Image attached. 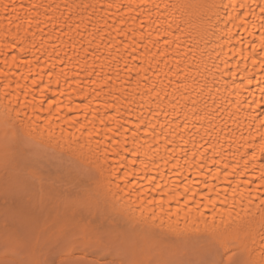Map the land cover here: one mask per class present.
<instances>
[{
	"label": "snow or ice",
	"instance_id": "snow-or-ice-1",
	"mask_svg": "<svg viewBox=\"0 0 264 264\" xmlns=\"http://www.w3.org/2000/svg\"><path fill=\"white\" fill-rule=\"evenodd\" d=\"M42 7L58 39L80 37L85 61L100 59L97 39H115L113 31L122 37L119 47L110 45L111 59L124 60L129 80L123 83L134 80L135 87H118L95 63L69 75L71 56L65 61L55 45L48 52L43 38L35 43L38 32L47 35ZM60 9L56 3L0 0V151L5 167L22 164L41 183L47 165L56 167L53 183H74L87 160L91 194L63 206L89 214L65 217L38 234L6 229L0 264H264V0H73ZM112 9L120 13L118 23L97 17ZM49 11H60L64 20L57 24ZM132 13L135 27H127L123 17ZM85 34L91 37L86 46ZM54 58L64 65L59 71L54 62L49 66ZM162 61L177 78L171 93L173 81L165 83L158 68ZM13 67L25 71L17 76ZM145 100L154 104L148 118ZM165 101L184 116L177 124L182 131L189 129L185 109L200 122L204 135L196 141V129L192 148L167 130L172 121L159 123L169 115ZM228 120L235 127L224 140ZM161 138L166 155H160ZM160 161L175 178L171 182ZM185 165L196 175H183Z\"/></svg>",
	"mask_w": 264,
	"mask_h": 264
},
{
	"label": "bare ground",
	"instance_id": "bare-ground-1",
	"mask_svg": "<svg viewBox=\"0 0 264 264\" xmlns=\"http://www.w3.org/2000/svg\"><path fill=\"white\" fill-rule=\"evenodd\" d=\"M29 2H34V3H43L45 5H47L48 3H56V4H60L61 5V9L60 11H63V5L65 3H72L73 0H25V3H29ZM80 0H76V3H79ZM95 2V0H94ZM125 3L128 2V0H124ZM41 15H40V19L44 20L45 23L47 24V27H45V34H40L39 32L37 33L36 36V40L35 43L37 45H39L41 43L42 38L44 40H47V44H46V48L47 51L52 53L53 52V46H56V51H58L60 53L61 57H64L65 61H67V58L69 56H71L73 58V62L72 65L69 66L71 68V71H69V75L72 74V71H80V69L82 67L85 66V64H87L89 66V68L93 65V63H95L96 66V70L97 71H101V65H103V73L106 74H110L113 76L115 83L118 87L120 88H129V87H135V82L134 80L129 81V83L125 84L123 83L124 81H128L129 77L128 75L124 72V60L120 59L119 64H117L115 61H113L111 59L112 55H115V47H119V45L117 44V42L119 40L122 39V37L117 36L116 33L113 31L112 32V37H115V39H112L111 37H105L104 40H99L97 39L96 43H98L100 45V47L97 49V55L100 57V59H95V57H89L87 59V61H85L84 58V54L82 52V47L81 44L79 43L80 37L78 36H73L72 40L69 39L68 36H64L62 38H57L58 37V31L54 30L52 25L50 23H48L45 20V8H40L39 9ZM60 11H49L48 14L52 15L54 17L59 18V20L57 21V24H59L60 22H62L64 20V17H61L60 15ZM124 11V10H121ZM135 13H132L130 15H124V20L127 22V27H135V25L132 23V19L131 16H134ZM100 16H106L108 18V23L109 24H113L118 23L119 19H120V13H117L115 9L109 10V12H104V11H98L97 12V17ZM75 19V16H74ZM192 23L195 24V16L192 17ZM6 24V21H5ZM173 27H175V25H173ZM65 31H67V29L65 28ZM195 33L193 32V35ZM48 35H50L52 37L51 40H48ZM131 35V34H130ZM9 39H11L9 37ZM91 39L90 36H88L87 34H85L84 36V45H87L88 40ZM73 41H75V50H73L72 48V43ZM128 43H130V40L126 41ZM29 42V46H30ZM60 45H63V47L61 48ZM110 45H115V47H110ZM2 48L3 45L2 43H0V61H2L4 59V56L2 54ZM19 51V49L9 53V56L17 54ZM35 51V50H33ZM153 52L156 51V49H152ZM140 52H143V48L138 49L137 51V55H139ZM74 53H79V56H76ZM37 55H39V52L36 53ZM54 57L55 54L53 53ZM175 53L170 52V57L168 60V65L169 66H173L175 65V60L171 59V56H174ZM32 56L29 55V59H31ZM128 59L130 60V57H128ZM55 63L57 65L56 70L59 71L60 68L64 67L63 64L60 63V60L58 58H54L53 61H49V66L52 63ZM135 61H132V64H135ZM159 71H160V75L161 78L164 79L165 83H167L168 79H171L173 81V85L172 87H170L168 89L169 93L172 92V89L175 87V82L177 81V78L175 76H172L171 73H169V69L168 67H166L162 61V63L158 66ZM119 69V79H116V70ZM68 70V69H66ZM12 71L16 73L17 76H19L20 72L25 71L24 69H16L15 67L12 68ZM165 74H167V77H165ZM133 77L136 76L135 71H133V73L131 74ZM149 77L152 78V80H156V77L153 75V71H150L147 74ZM81 80L87 79V77L84 76V73L81 72ZM47 79V77L45 78ZM208 79L211 80L212 77L209 74ZM13 80V87L15 86V78H12ZM143 83V82H142ZM55 87V85H54ZM86 90H90V89H86ZM177 97L179 96V93L176 94ZM74 99L76 100L77 103H79V97H74ZM145 104V107L143 109L144 114H145V118H148V116L150 115L149 112V107H154V104L149 105V102L147 100H145L143 102ZM181 104H183V101H181ZM164 106L167 107L169 115L167 117H165L164 115H161L159 117V123H164L166 120H170L172 121L171 126L167 129L168 131L174 132L175 133V139L178 143L181 144L182 147H187V148H192V136L193 134L196 133V129L199 128L200 132L199 134H195V140L196 141H200V136L204 135V129L201 127L200 122H198L191 114L190 110L185 109V111H188V117H189V129L188 131H182V127H177V124L179 125H183V120H184V116L181 114L179 116H177V113L172 112L171 106L167 104V101L164 102ZM134 107H136L137 111H140V109L134 105ZM123 111V110H122ZM177 111H180V107L178 106ZM3 115V110L2 108H0V117H2ZM246 114L245 113H241V119L244 118ZM125 116H127V113H125ZM132 120V122H135V118L131 117L130 118ZM225 119L227 120V116H225ZM154 123H156L157 121H153ZM206 123V121L204 122ZM220 127L223 128V122L222 121H218L217 122ZM246 123V121H245ZM195 124V128L192 127V125ZM235 125L232 124L231 120H228V128H225L224 131L221 133V136L223 137L224 140L228 139V136L230 135L229 130L234 128ZM160 129L157 128V132H159ZM246 134V133H245ZM237 135H239V133H237ZM183 136L184 141H188V143L186 145H184L183 141H181L180 137ZM172 138V137H169ZM141 139L143 140L144 138L141 137ZM149 142L151 143V140H149ZM163 144H164V139L161 138V153L160 155H166L164 150H163ZM155 146V145H154ZM169 148L172 147V145H168ZM178 156H181V163H183V157L181 153H177ZM4 157H3V152L0 151V165L3 162ZM157 160H159V156H157ZM261 162H264V157L261 158ZM161 164V170L164 172L165 178L171 182L173 179H175L172 174L168 171V168L164 166L163 161H160ZM88 168V162L87 160H83L81 161L80 164V179L75 181L74 183H68V186H70L67 190V194H64V196H60V198L55 196L57 194L54 193V195L51 193L52 190H55V187H52L51 190L46 188L43 190L41 187V183H35L33 181H28L24 176H19L18 180H21V182H19L20 185H24L25 187L23 189V196L27 195L30 196V198L26 199V201L29 203H32L34 206L38 207L41 206L43 209H47L48 206L51 204V206H60L61 204H63V201L65 200H84L86 198L89 197V195L91 194V183L90 181H88L87 179V175H86V171ZM183 175L186 176H195L196 175V171L193 167H190L188 165H185L184 168L181 170ZM155 174V173H153ZM63 187V185L61 186ZM80 188V192L77 191V189ZM179 191H182L181 189H178ZM58 196V195H57ZM76 196V197H75ZM75 197V198H73ZM43 200V203H41V201ZM52 208V207H51ZM47 211V210H46ZM201 227H203V225H201Z\"/></svg>",
	"mask_w": 264,
	"mask_h": 264
},
{
	"label": "rangeland",
	"instance_id": "rangeland-1",
	"mask_svg": "<svg viewBox=\"0 0 264 264\" xmlns=\"http://www.w3.org/2000/svg\"><path fill=\"white\" fill-rule=\"evenodd\" d=\"M45 174V182L41 183L40 179H33L26 175L23 170V165L16 162L9 164L7 167L4 166L2 162L0 165V233L4 232L6 229L12 230L16 229L21 233L28 235L38 234L41 230H51L58 226L60 222L65 217H73L78 220L81 216L87 217V209H77L75 212L71 208H65L63 204L60 206H48L47 209H43L41 206H34L32 203H28L26 199L30 196H23L24 185H20L18 180L19 176H24L28 181H33L35 183H41V187L44 190L46 188L52 190L51 193L60 198L67 194L68 186L67 182H61L57 180L55 183L52 181L56 179L55 165H47L43 169ZM63 185V187H61ZM80 192V188L77 189ZM76 197V196H75ZM73 197V198H75ZM52 207V208H51ZM47 210V211H46ZM21 214H24L23 220L21 221ZM35 217L34 222L28 217ZM39 258H44V256L38 253Z\"/></svg>",
	"mask_w": 264,
	"mask_h": 264
}]
</instances>
